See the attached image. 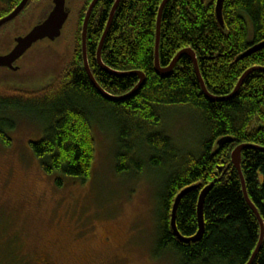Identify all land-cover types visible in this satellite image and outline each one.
I'll list each match as a JSON object with an SVG mask.
<instances>
[{
	"label": "trees",
	"instance_id": "trees-1",
	"mask_svg": "<svg viewBox=\"0 0 264 264\" xmlns=\"http://www.w3.org/2000/svg\"><path fill=\"white\" fill-rule=\"evenodd\" d=\"M163 1L122 0L103 46L102 58L110 68L145 73L146 81L133 97L110 101L90 81L81 42L83 20L92 2L87 0L73 58L54 82L38 90L0 86V142L11 144L9 132L17 126L16 115L28 110L45 127L43 138L31 143L44 172L85 183L96 153L93 110H107L117 135V172L141 174L149 168L161 179L155 255L173 253L179 264H247L258 246L261 226L245 198L231 154L243 143L264 148V72H253L239 93L225 101L205 95L189 56L181 57L170 76H160L155 70V46ZM20 2L0 0V19ZM115 2L99 0L93 11L88 58L100 85L111 94L123 95L137 85L139 77L115 76L97 63ZM216 4L217 0L169 1L162 16L160 64L168 67L178 53L192 48L208 91L227 96L248 69L264 67V48L242 57L264 41V0H224V27L217 18ZM248 19L253 24L252 40ZM179 110L191 113L198 122L194 149L181 147L162 128L166 116ZM227 136L234 142L219 146L218 140ZM242 169L249 197L264 221V150L245 149ZM212 183L205 200L203 236L194 242L181 241L172 229L177 196L197 186L181 199L176 215L179 232L194 236L199 229V197ZM253 264H264V243Z\"/></svg>",
	"mask_w": 264,
	"mask_h": 264
},
{
	"label": "rangeland",
	"instance_id": "rangeland-1",
	"mask_svg": "<svg viewBox=\"0 0 264 264\" xmlns=\"http://www.w3.org/2000/svg\"><path fill=\"white\" fill-rule=\"evenodd\" d=\"M86 1L68 0L71 15L62 36L35 44L17 63L20 71L0 67V86L51 84L73 58ZM48 5L34 0L0 29V54L44 17ZM106 111L93 110L96 153L85 183L44 172L31 147L45 135L44 124L28 110L16 115L11 144L0 142V264H179L173 253L155 255L159 173L117 172V135ZM162 128L187 150L197 145L198 122L191 113L170 112Z\"/></svg>",
	"mask_w": 264,
	"mask_h": 264
},
{
	"label": "water",
	"instance_id": "water-1",
	"mask_svg": "<svg viewBox=\"0 0 264 264\" xmlns=\"http://www.w3.org/2000/svg\"><path fill=\"white\" fill-rule=\"evenodd\" d=\"M30 1L31 0H21V2L17 5V7L13 11H11L6 16L2 17L0 19V29L3 26H5L6 24L15 20L26 9V7ZM121 1L122 0H116L115 4H114V6L110 12L109 20H108L106 29L103 33V36L101 38L99 48L97 51V63L99 64L101 69H103L107 73L115 75V76H119V77L138 76L139 82L131 91H129L128 93L123 94V95H114V94L109 93L107 90H105L100 85V83L95 78L93 71L91 69L89 58H88V45H87L88 27H89V23H90L93 11H94L95 7L97 6L99 0H92V2L90 3L88 10L86 11L85 18L83 20L82 32H81L83 63H84V68H85V70H86V72L90 78V81L94 85V87L102 94L103 97H105L106 99H108L110 101H114V102L124 101V100H127V99L133 97L142 88V86L144 85V83L146 81V75L144 72L138 71V70L126 71V72L116 71V70L110 68L109 66H107L104 63L103 58H102L103 46H104L105 41L107 39V36L110 32L114 17L116 15L117 9H118ZM169 1L170 0H164L162 2L161 7H160L158 21H157V35H156V46H155V70L160 76H162V77L170 76L173 73V71H174L176 65L178 64L179 60L181 59V57L189 56L194 62L195 71H196L197 77L199 79V82L201 84L202 90L205 93V95L213 101H225V100H229V99L235 97L239 93V91H240L242 85L244 84L245 80L253 72H256V71L264 72V67L255 66V67L250 68L242 75V77L240 78L235 90L231 94H229L227 96H216V95L211 94L208 91L206 83L204 82V79H203L202 74H201V70H200V67L198 64V58H197L196 52L192 48H186V49L182 50L173 59V61L171 62V64L168 67H162L160 64V41H161L162 16H163V11H164L166 5L169 3ZM223 5H224V0H217L216 15H217V18H218L221 26L224 27ZM48 7H49L48 12H46V14L44 15V17L42 19L37 21L36 25H34L25 35L16 37L14 39L13 45L9 51L5 52L4 54H0V67L1 68H6V69H9V70L14 71V72L20 71L21 67L18 64L14 65V63L16 61H17V63H19L20 60L27 54V52L35 44H37L40 41L46 40V39L49 40L50 42H54L62 36L64 28H65L66 24L68 23V20H69L70 15H71V6H70L68 0H50ZM263 48H264V41L252 46L248 51H246L242 55V57L249 56V55H251V54H253V53H255V52H257ZM46 86H48V85H46ZM46 86H44V87H46ZM5 87H7V86H5ZM44 87H42V88H44ZM42 88H40V89H42ZM19 89L38 90V88L32 89L30 87L19 88ZM233 142H234V138L227 136V137H223V138L219 139L217 143L219 146H223L226 144H231ZM249 148L264 150V148H262V147L252 145V144H248V143H243V144H240L234 148V150L232 151V154H231V161H232V164L237 169V171L240 175L242 185H243V191L245 194V198H246L248 204L250 205V207L252 208V210L254 211V213L256 214V216L258 217V220H259L260 226H261L260 240H259L258 246H257L256 250L254 251L251 259L247 263V264H253V262L255 261L256 257L258 256V254H259V252L263 246V243H264V221H263L258 209L252 203V201L249 197V194L247 191V186H246V181H245V177H244V173H243V169H242L243 151L245 149H249ZM220 170H221V168H220ZM196 187H197L196 185H193V186L187 187L186 189L181 191V193H179V195L176 198L174 208H173L172 229H173L176 237L178 239H180L181 241L186 242V243L198 241L203 236V234L205 232L204 206H205L206 197L213 187V183L211 185L207 186L206 188H204L201 192L200 197H199V202H198V207H197L198 226H199L198 232L194 236L186 237V236H183L177 228L176 215H177V210H178V206H179L181 199L186 194H188L190 191L195 189Z\"/></svg>",
	"mask_w": 264,
	"mask_h": 264
},
{
	"label": "flooded vegetation",
	"instance_id": "flooded-vegetation-1",
	"mask_svg": "<svg viewBox=\"0 0 264 264\" xmlns=\"http://www.w3.org/2000/svg\"><path fill=\"white\" fill-rule=\"evenodd\" d=\"M32 1H34V0H31L30 2H29V4L28 5H30V3L32 2ZM48 2L50 1V0H47ZM27 5V6H28ZM27 8V7H26ZM17 64V61L14 63V65H16Z\"/></svg>",
	"mask_w": 264,
	"mask_h": 264
}]
</instances>
